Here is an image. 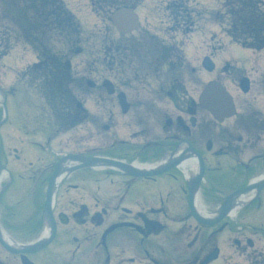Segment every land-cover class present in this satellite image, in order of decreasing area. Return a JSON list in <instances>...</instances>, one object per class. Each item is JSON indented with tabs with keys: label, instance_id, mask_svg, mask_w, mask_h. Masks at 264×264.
I'll return each instance as SVG.
<instances>
[{
	"label": "flooded vegetation",
	"instance_id": "obj_1",
	"mask_svg": "<svg viewBox=\"0 0 264 264\" xmlns=\"http://www.w3.org/2000/svg\"><path fill=\"white\" fill-rule=\"evenodd\" d=\"M247 73L233 68L224 77L235 106L231 116L215 118L187 95V87H173L186 89L180 98L168 93L178 105V114L148 123L129 118L134 128L126 130L132 138L117 146L110 132H100L95 118L77 110L67 122L72 153L126 162L136 159L139 167L172 158L177 166L138 177L121 176L109 167L63 172L52 206L54 240L25 255L34 264H99L103 256L108 262L120 258V264H200L216 251L218 258L209 264H225L229 259L238 264L241 254L252 264H264V74L253 80L259 84L244 85ZM179 113L184 116L179 118ZM49 126L40 123L32 130L24 125L17 134L11 123L5 127L11 131L0 130L6 170L0 172V264H23L21 254L4 247L5 233L30 240L42 235L48 224V186L64 155L54 151L59 157L52 161ZM110 130L116 134L118 128L110 126ZM95 135L107 138L96 146ZM148 142L156 145L146 147ZM88 145V150H76ZM193 159L194 169L183 168ZM248 186L225 206L229 195ZM194 215L213 223L201 224ZM117 222L124 225L103 237Z\"/></svg>",
	"mask_w": 264,
	"mask_h": 264
},
{
	"label": "rangeland",
	"instance_id": "obj_2",
	"mask_svg": "<svg viewBox=\"0 0 264 264\" xmlns=\"http://www.w3.org/2000/svg\"><path fill=\"white\" fill-rule=\"evenodd\" d=\"M151 1L152 0H146L145 1V7L146 8L149 7ZM78 2H79V5L81 7L80 6L76 7V11L80 12L83 9L84 12H81L79 14V16L82 18L83 22L85 23L84 25L93 26L94 23L103 21V17H102L101 14H94V13L90 12L91 3H90L89 0H79ZM202 3L204 5H206V6L207 5L212 6L215 3V0H202ZM208 17H210V15H208ZM208 17L206 16V19H209ZM101 23L102 24H99L98 26L94 27L93 32H99L102 29V25H103V28L105 30L107 22H104V23L101 22ZM203 26H205V25H203ZM209 28H210L209 30H213L214 28L215 29H220L219 26L216 25V24H211ZM83 30H84V33H85V37H89L88 36V29H84L83 28ZM104 30H103V32H104ZM206 34H207V30H200V32L194 37V39L197 40L200 43V42L203 41L204 36ZM101 35L93 37V38L90 37L96 43L95 51L92 54H90L88 52V51L94 50V48L92 47L93 42L91 41L90 44H88L86 46L83 45V47H85V53L83 55H80V56H76L75 55L74 57H72V63L74 64V67L72 68L73 76H76L78 74L77 70H80V72H83V71L86 72L87 71L89 76L93 77L94 79H95V77L100 76L99 73H89V72L96 71V69H102V66H101V63H100V57L97 54V46H98L97 39ZM192 37H193V35H192ZM184 38H185V36L183 34L178 36V40H177L178 43L182 42L184 40ZM224 38H225V40H223V41L225 42V44H233V45L237 46V44L232 43L231 41H229V39L225 35H224ZM17 47L21 51L25 48L23 45H18ZM25 49H27V48H25ZM2 82H3V86L4 87L10 85V83H11V82H7L6 81V77H2L1 74H0V83H2ZM129 96H132L134 98V93L130 92ZM134 100H135V98H134ZM145 100H148V98H145ZM0 111H2V110H0ZM130 115L131 114H129L128 116H130ZM118 116H120V115L118 114ZM0 130H1V133L4 130L11 131L9 128H5V127L0 129ZM241 264H248V263L246 261H244V260H241Z\"/></svg>",
	"mask_w": 264,
	"mask_h": 264
},
{
	"label": "bare ground",
	"instance_id": "obj_3",
	"mask_svg": "<svg viewBox=\"0 0 264 264\" xmlns=\"http://www.w3.org/2000/svg\"><path fill=\"white\" fill-rule=\"evenodd\" d=\"M196 160H188V161H186V162H184L183 163V168H192V169H194L195 167H196Z\"/></svg>",
	"mask_w": 264,
	"mask_h": 264
}]
</instances>
